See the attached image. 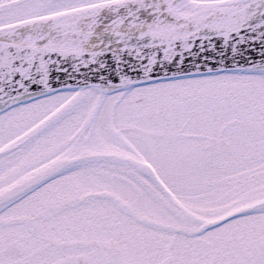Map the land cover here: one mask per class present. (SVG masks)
<instances>
[{
    "label": "snow or ice",
    "instance_id": "obj_1",
    "mask_svg": "<svg viewBox=\"0 0 264 264\" xmlns=\"http://www.w3.org/2000/svg\"><path fill=\"white\" fill-rule=\"evenodd\" d=\"M0 264H264V0H0Z\"/></svg>",
    "mask_w": 264,
    "mask_h": 264
}]
</instances>
